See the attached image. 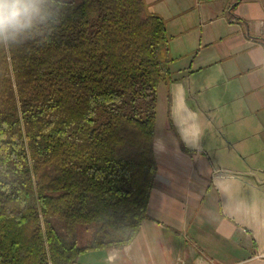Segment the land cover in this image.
I'll list each match as a JSON object with an SVG mask.
<instances>
[{
  "label": "trees",
  "instance_id": "trees-1",
  "mask_svg": "<svg viewBox=\"0 0 264 264\" xmlns=\"http://www.w3.org/2000/svg\"><path fill=\"white\" fill-rule=\"evenodd\" d=\"M68 4L0 45V264H76L146 218L164 21L144 0Z\"/></svg>",
  "mask_w": 264,
  "mask_h": 264
},
{
  "label": "crops",
  "instance_id": "crops-1",
  "mask_svg": "<svg viewBox=\"0 0 264 264\" xmlns=\"http://www.w3.org/2000/svg\"><path fill=\"white\" fill-rule=\"evenodd\" d=\"M165 25L137 236L76 264H264V0H144Z\"/></svg>",
  "mask_w": 264,
  "mask_h": 264
},
{
  "label": "clouds",
  "instance_id": "clouds-1",
  "mask_svg": "<svg viewBox=\"0 0 264 264\" xmlns=\"http://www.w3.org/2000/svg\"><path fill=\"white\" fill-rule=\"evenodd\" d=\"M68 0H0V45L34 38L38 27L68 9ZM47 41V40H46Z\"/></svg>",
  "mask_w": 264,
  "mask_h": 264
}]
</instances>
